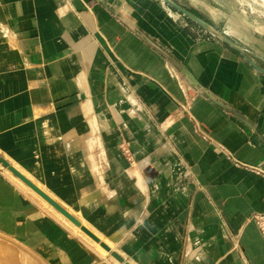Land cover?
Here are the masks:
<instances>
[{"label":"crops","instance_id":"0c3cea01","mask_svg":"<svg viewBox=\"0 0 264 264\" xmlns=\"http://www.w3.org/2000/svg\"><path fill=\"white\" fill-rule=\"evenodd\" d=\"M171 1L207 28L165 0H0V155L131 264H264V24ZM0 264L121 263L0 169Z\"/></svg>","mask_w":264,"mask_h":264},{"label":"water","instance_id":"95a60500","mask_svg":"<svg viewBox=\"0 0 264 264\" xmlns=\"http://www.w3.org/2000/svg\"><path fill=\"white\" fill-rule=\"evenodd\" d=\"M167 4L173 6L174 8L178 9L179 11L183 12L187 17L191 18L198 24L205 26L207 28V24L204 23L201 19L190 13L189 11L185 10L184 8L180 7L176 3L172 2L171 0H165ZM219 38L222 39L226 44L231 46L232 48H236L243 52V50L235 45L233 41L229 38L225 37L224 35L218 34ZM250 63L255 66L251 61ZM0 163L3 164L11 173H13L16 177H18L21 181H23L27 186H29L33 191H35L39 196H41L47 203L53 206L58 212L64 215L67 219H69L72 223H74L77 227L81 228L83 232H85L91 239H93L96 243H99L101 247H103L106 251L110 252L111 255L121 264H131L130 262L126 261V259L119 254L117 251L113 250L111 246H109L106 242H104L99 236H97L94 232H92L88 227H86L76 216L70 213L65 207L55 201L52 197H50L47 193H45L41 188H39L35 183L29 180L25 175H23L18 169L12 166L4 157L0 155Z\"/></svg>","mask_w":264,"mask_h":264},{"label":"rangeland","instance_id":"374dc122","mask_svg":"<svg viewBox=\"0 0 264 264\" xmlns=\"http://www.w3.org/2000/svg\"><path fill=\"white\" fill-rule=\"evenodd\" d=\"M181 1V0H178ZM209 3H213L215 0H207ZM243 4L244 7H246L247 14L250 16L251 20L258 22V24L261 26L264 24V1L263 0H228L227 4L231 6L230 8H237L234 7L237 5V3ZM205 15V13H204ZM209 19H211L209 17ZM225 22H220L219 25L223 28ZM264 27V26H262ZM1 167L4 169L5 166L1 164ZM105 256V255H104ZM106 257V256H105ZM109 259V257H107Z\"/></svg>","mask_w":264,"mask_h":264},{"label":"bare ground","instance_id":"6f19581e","mask_svg":"<svg viewBox=\"0 0 264 264\" xmlns=\"http://www.w3.org/2000/svg\"><path fill=\"white\" fill-rule=\"evenodd\" d=\"M264 1V0H263ZM178 29L175 31L178 33ZM6 168V167H5ZM0 169H4L3 167H1L0 165ZM7 169V168H6ZM41 197V196H40ZM42 198V197H41ZM43 199V198H42ZM44 200V199H43ZM45 201V200H44ZM46 202V201H45ZM47 203V202H46ZM49 204V203H48ZM50 205V204H49ZM50 207H52V209H54V211H56V213L62 217V219L73 229L75 230L79 235H81L86 241H88L89 243L93 244L97 250L104 256L109 257V259H111L112 261H114L115 263H119L112 255L110 252L106 251L103 247H101V245L99 243H96L93 239H91L85 232H83L81 230V228L77 227L74 223H72L69 219H67L64 215H62L60 212H58L53 206L50 205Z\"/></svg>","mask_w":264,"mask_h":264},{"label":"built area","instance_id":"2783aa9c","mask_svg":"<svg viewBox=\"0 0 264 264\" xmlns=\"http://www.w3.org/2000/svg\"><path fill=\"white\" fill-rule=\"evenodd\" d=\"M178 78H179V77H178ZM123 150H124V152H125L126 154H129V153H130V152H129V149L123 148ZM255 220H256V222H257V225H258V227H259V229H260L262 235L264 236V213H263V214H260V215H257V216L255 217Z\"/></svg>","mask_w":264,"mask_h":264}]
</instances>
